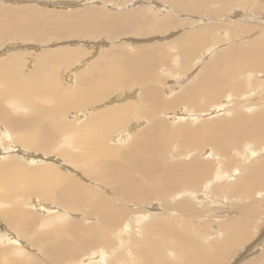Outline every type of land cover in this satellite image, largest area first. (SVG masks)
<instances>
[{"label":"bare ground","instance_id":"obj_1","mask_svg":"<svg viewBox=\"0 0 264 264\" xmlns=\"http://www.w3.org/2000/svg\"><path fill=\"white\" fill-rule=\"evenodd\" d=\"M4 1L10 5L0 4V41H10L0 46V154L4 156L0 161V225L8 237L0 239V264H77L76 259L83 258L89 248L93 250L90 255L95 256L91 258L99 264H131L129 260L133 264H225L227 260L256 264L264 258V250L245 261L232 254L252 239L255 245L263 239L264 229L258 226L264 223V216L259 215L264 214L259 211L261 206L264 209V160H250L262 158L264 149L253 148L248 140L264 138V105H239L230 112L231 118L208 121L202 117L200 122H192L193 126L184 123V113H175L172 124L166 118H155L183 103L190 106L187 111L197 120L196 114L207 113L201 99L214 106L225 92L239 95L259 84L257 80L264 84V34H259L264 28L258 30L246 21L264 20V0H0ZM156 5L159 10L164 8L163 12ZM234 6L246 10L240 13L243 20L226 29L222 41L229 40L230 47L214 57L199 52L211 42H220L214 35L217 28L199 24V29L184 33L182 26L190 22L172 14L216 17ZM201 19L208 23L207 17ZM162 33L170 38L178 36L170 48L178 53L173 67L181 78L169 99L163 97L160 87V77L167 72L157 69L170 65L165 57L166 44L145 39L151 35V39L158 38ZM76 36L80 38H71ZM126 36L138 38L132 37V46L122 45ZM15 37L28 43L18 44L23 50L11 42ZM69 40L74 45L93 44L94 54L79 46L44 53L29 51L49 48L47 44L52 41ZM88 54L94 58L91 66L84 68L90 60ZM84 57L87 59L81 61ZM190 63L194 71L184 79ZM65 70L72 87L60 84ZM111 89L125 94L99 110L82 111L101 101ZM258 107L262 108L253 115L242 113ZM72 108L78 112L65 115ZM130 112L139 113L138 120L147 117L146 130L141 123V128L129 126L126 132L134 131L135 135L124 146H112V134L121 130L118 125L124 121L126 125ZM234 134L237 139H231ZM129 135L122 137L125 140ZM244 140L247 143L243 147ZM7 141L10 153L2 151ZM171 142L183 144L174 154L188 161L163 162ZM18 145L42 155L18 159L16 156L22 154ZM204 145H208L206 149L211 146L215 154L205 157V162H198V154L180 153L183 148L201 151ZM228 148L235 155L225 160L231 166L225 170L221 167L222 149L226 154ZM61 166L100 182L92 186L91 180L80 181L74 173L64 174ZM33 192L38 197L31 199L34 203L28 209L31 195L25 196ZM41 196L54 198L53 204L43 203ZM208 198L215 206L224 204L223 218L217 222L212 218L218 214L207 216L214 213L209 212L211 208L207 214L198 210L199 204L207 205ZM227 208L233 214L226 213ZM79 211L83 217L78 221ZM84 218L89 219L87 225L82 224ZM139 228L141 231L134 234ZM110 230L115 235L109 236ZM25 243L36 251L41 249L37 255L42 259L28 253ZM97 245L107 249L94 251ZM108 249L116 250L117 256L110 258Z\"/></svg>","mask_w":264,"mask_h":264},{"label":"rangeland","instance_id":"obj_2","mask_svg":"<svg viewBox=\"0 0 264 264\" xmlns=\"http://www.w3.org/2000/svg\"><path fill=\"white\" fill-rule=\"evenodd\" d=\"M73 1H75V0H73ZM142 2H144L145 0H141ZM158 2H160V4L162 3V4H165V2H161V1H158ZM145 3V2H144ZM143 3V4H144ZM0 4H2V5H10L9 4V2H6V1H4V2H0ZM208 6H210L211 4L210 3H208L207 4ZM207 5H205V8L207 7ZM36 6H38V5H36ZM158 5H156V8L158 9V7H157ZM39 7V6H38ZM47 7V6H46ZM47 8H49V9H55V8H57V7H55V8H53L52 6H49V7H47ZM60 8V7H59ZM106 8H111V7H106ZM58 9V8H57ZM56 9V10H57ZM108 9V10H109ZM111 9H113L114 11H116L117 10V8H114V7H112ZM132 9V8H131ZM161 9L163 10L164 8H162L161 7ZM234 9V10H233ZM58 10H60V9H58ZM112 10V11H113ZM129 10V9H128ZM162 10H159L158 9V11L159 12H161ZM63 11H66V10H63ZM212 11H216V10H212ZM211 11V12H212ZM235 13H234V12ZM246 10L245 9H239L237 6L235 7H232V11L231 10H225L224 12H223V10H222V12H221V14L220 15H215L216 17H211V16H214V15H207V14H205V13H203L204 15H202V14H200V15H196V14H185V15H183V14H179V13H175V12H172V14H174V15H176L177 16V18L179 19V20H185V21H188V22H190V23H188L187 25H185V27L184 26H182L183 27V29H186L185 31H184V33H187V32H194L195 30H197V29H199V28H197V25L199 26V24L200 25H202V24H209V25H213V26H215L217 29L214 31L215 33H214V35H216L217 37H218V39H220V42L218 43V42H216L215 41V43H213V42H211L210 44H208L206 47H205V49L202 51V52H199V53H201V54H204L203 56H212V57H214V55H217L218 53H220L221 51H224V50H226V48L227 47H230V41L229 40H224V41H222V39H224L225 37H226V34H225V31H226V29H228L230 26H234V23H237L238 21H241V20H243V18H242V16H241V14L240 13H244ZM163 12V11H162ZM216 12H218V11H216ZM164 13H167V10L166 11H164ZM220 13V12H219ZM207 15V16H206ZM257 15L258 16H260L261 15V13L260 12H258L257 13ZM207 17V19H208V23H204V21L201 19L202 17ZM188 19H187V18ZM197 17V18H196ZM198 18H200V19H198ZM192 19V20H191ZM204 19V18H203ZM206 19V20H207ZM259 19V18H258ZM201 20H202V23H201ZM245 20V19H244ZM246 21H248V23L246 22ZM246 21H243V22H246L247 24H249V25H252L253 26V28L254 27H257V29L258 30H260L261 28H264V20L261 18V20L259 19V20H251V21H249V20H246ZM210 22V23H209ZM253 22V23H252ZM193 23V24H192ZM197 23V24H196ZM192 24V25H191ZM218 26V27H217ZM179 30H182V28H179ZM175 31H178V29H175ZM255 33H257V32H255ZM261 33H263L264 34V32H260L259 34H261ZM213 33H211V35H212ZM252 34H254V33H252ZM251 34V35H252ZM150 35V34H149ZM128 36V35H127ZM124 37V43L122 44V45H124V44H126L127 43V45H129L130 43H131V45L130 46H132L133 44H132V37L133 38H138V37H136V36H129V37ZM157 36H158V38H155V39H151L150 37H152V35L150 36V37H146L145 39H148L149 38V41L151 42H153L152 44H156V45H160V44H162L163 46L166 44V46H168V48H166V46H164L165 47V52H167V54H165V57H167L168 58V60H169V63H170V65L168 66V65H165V66H160L159 68H157V69H159L160 71H162L163 69V72H164V74H166V72H167V76L165 75V77H160V87H161V89H162V95H163V97L164 98H167V99H169V98H173V96L175 95V93H176V91H177V89H176V87L177 88H179V85H178V81L180 80V78L181 77H178L177 76V74H176V70H175V67H173L174 66V58H175V56H176V54H178L177 53V51L175 50V49H172V48H170L171 47V44H172V42H173V40L175 39V40H177V38H178V36L176 37V38H170L171 36H167V35H164L163 33L162 34H157ZM248 36H250V35H245L244 37L246 38V37H248ZM131 37V38H130ZM73 40H78L80 37L79 36H76V37H71ZM82 39V38H81ZM73 40H72V43H76V42H73ZM158 40V41H157ZM9 41L10 40H6V42H1L0 41V46H1V48H3V46L5 45V44H9ZM148 41V40H147ZM156 43H155V42ZM161 41V42H160ZM238 41H243V40H238ZM11 42H14L13 44H15V46H18V49L17 50H20V49H22L23 50V48H19V47H21L20 45H23V46H26L28 43L27 42H22L20 39L18 40V38L17 37H15L14 38V40L13 39H11ZM16 42V43H15ZM58 43H54L53 41L52 42H50L49 44H47L48 46H50L49 48L48 47H45V46H42V48H41V50H39V51H34V50H32V49H29V51H30V53L31 54H34L35 52H40V53H44V52H47L48 50H50V49H55V48H67V49H72V48H75V47H81V48H85V49H90L89 50V53H92V54H94V49L95 48H93L94 46H92L93 44H90L89 46L87 45V44H82V43H79V44H71V41L69 40V41H57ZM66 42V43H65ZM149 42V43H150ZM163 42V43H162ZM169 42V43H168ZM60 43V44H59ZM62 43H64V44H62ZM70 43V44H69ZM122 43V42H121ZM18 44H20V45H18ZM26 44V45H25ZM51 44H53V45H51ZM56 44V45H55ZM66 44H68V46L66 45ZM118 44H120V43H118ZM212 44V45H211ZM227 44V45H226ZM112 45H116V44H112ZM151 45V44H150ZM91 47H92V49H91ZM209 47V48H208ZM170 48V49H169ZM1 50V49H0ZM124 50H127V48H124ZM209 51V52H208ZM217 51V52H216ZM1 53H4V52H1ZM170 55H169V54ZM174 53V54H173ZM210 54V55H209ZM86 56H90L89 54L88 55H86ZM93 58H94V55H92V56H90V60H86L87 58H83L81 61H83V60H86V62H85V65H84V68H89L90 66H91V64H92V60H93ZM29 61V60H28ZM171 61V62H170ZM173 62V63H172ZM29 63H31L30 61H29ZM34 63V62H33ZM36 63V62H35ZM33 65V64H32ZM32 65L30 64V67H32ZM190 65H191V63H190ZM173 68H172V67ZM192 67H191V69H190V71L187 73V74H185L182 78H184V79H186V77H188V76H190L191 75V73L194 71V68H193V66L194 65H191ZM199 67V66H198ZM171 68V69H170ZM63 71V70H62ZM67 71L68 70H65L64 72H63V75H62V73H58V74H60V75H62L61 77H62V79H61V77H59L60 78V84L62 83V87H67L68 86V84H69V86H73L74 84L73 83H70V82H72L71 80H70V78H68V77H66L65 76V73H67ZM172 71V72H171ZM169 74H171V75H169ZM175 74V75H174ZM164 78V79H163ZM66 79H68V80H66ZM63 80V81H62ZM172 81V82H171ZM177 82V83H176ZM257 82L261 85H259V84H256V85H254V86H252V87H250V88H247L242 94H237V95H231V93L232 92H228V95L226 94V92L224 93V95L223 96H221V98L219 99V100H221V101H216V103H215V105L214 106H212V102H209V101H206V100H204V99H201V102L202 103H204V106H205V109H207V113H209L210 112V114H207V113H198V114H196V116H199L198 117V119L196 120L195 119V116H194V114H192V113H188V111H187V109H189L190 108V106H187L186 104H183V103H180L181 105H179L178 107L176 106V107H173L172 109H174V111L171 109L170 111L169 110H167V111H163L162 113H160L159 115H157V116H155V118L156 119H168V121H169V123L170 124H172L173 122H171V121H173V118L175 117V113H180V115H182L183 116V113L185 114V116H183V121H184V123H187V124H189V125H194V124H196V121L198 122H200L201 120L199 119V118H201V119H210V120H208V121H211V120H214V119H217V118H221V117H224V118H231L232 117V114L230 113L232 110H236V109H238V108H235V107H237V106H239V105H241V107H246V108H252V104L254 103V102H256V103H262L263 105H264V94H262L263 93V91H264V84H263V82L262 81H260V80H257ZM72 84V85H71ZM64 85V86H63ZM170 86V87H169ZM174 87V88H173ZM127 88V87H126ZM173 91H172V90ZM129 90H132V88L131 89H129ZM170 90V91H169ZM172 92V93H171ZM119 94V95H118ZM121 94H123V95H121ZM124 94L125 93H123L121 90H115V91H112V89H111V91H109V93H108V95L107 96H104L103 97V99L101 100V101H94L95 102V104H93L94 102H92L91 104H89V107H88V105L86 106V107H84L85 109L84 110H82V111H95V110H99L102 106H105L106 105V103L107 102H111V103H113V99H115V98H119L120 96H124ZM172 94V95H171ZM227 95V96H226ZM171 96V97H170ZM247 98V100H245V99H243V98ZM136 98V97H135ZM233 98V99H232ZM134 99V97L131 99V100H133ZM256 100V101H255ZM243 101V102H242ZM235 102V103H234ZM252 102V103H251ZM234 103V104H233ZM222 104L225 106L224 108L226 109V110H228V111H225V109H221V110H218L217 108H215V107H217V106H221L222 107ZM232 104V105H231ZM243 104V105H242ZM250 106V107H249ZM93 109H92V108ZM95 107V108H94ZM227 107V108H226ZM228 108H230V109H228ZM262 107H258V108H255V109H253L251 112H249V113H245V112H242V110H241V112L242 113H244L245 115H253L255 112H256V110H259V109H261ZM213 111V112H212ZM70 112V113H69ZM74 112H78V109H75V108H72V109H70V110H68L67 112H66V114L65 115H71V114H73ZM221 112L223 113L222 115H221ZM166 113H170V114H168V115H166ZM219 113V114H218ZM166 115V117H164L165 115ZM203 114H204V116H203ZM214 114V115H213ZM219 116H218V115ZM139 116L140 114L139 113H129L128 115H126L127 116V120H128V122L126 123V125H125V122L126 121H124L123 123H121L120 125H118L119 127H121L122 126V128H121V130L119 129L118 131H115L116 132V134H115V132L112 134V137L111 138H114L115 137V140H113L114 142H112V146H124V145H126L127 143H128V140H129V137H133L135 134H133L134 133V131H132V132H126V130L129 128V126H133V125H138V127L140 126L139 125V123H141L142 125L144 124L145 125V130H146V128H147V126H148V122L149 121H147V117H145V118H142L141 117V119L140 120H138L137 119V117L136 116ZM201 115V116H200ZM211 115H213L212 116V118H210V116ZM215 115H217L216 116V118H215ZM171 116V117H170ZM191 116H192V118H194L195 120L194 121H192V118H191ZM205 116H208V117H206L205 118ZM169 117V118H168ZM187 117V118H186ZM203 117V118H202ZM67 119H69L68 117H66ZM149 118V117H148ZM186 118V119H185ZM76 120H78V118H75ZM75 119H69V120H71V121H76ZM83 119V118H82ZM82 119H80V120H82ZM194 124H193V123ZM74 124H76V123H74ZM125 125V126H124ZM124 126V127H123ZM142 126H140V128H141ZM125 128V129H124ZM139 128V129H140ZM124 129V130H123ZM130 129V128H129ZM120 131V132H119ZM137 131V130H136ZM119 132V133H118ZM121 133V134H120ZM124 133H130V135L128 136V138H126L125 140H124V137H122V135L124 134ZM117 134H118V136H117ZM120 134V135H119ZM133 134V135H132ZM121 136V137H120ZM237 137H238V135L237 134H234V135H232V137H231V139H237ZM258 137H260V136H258ZM121 138V139H120ZM116 140H118V141H116ZM8 141H9V138H8ZM8 141H7V144H6V146H7V148H6V146H4L3 148H5L4 150L2 149V151L4 152V153H10V151L12 150L11 149V147H9L10 145H9V143H8ZM109 141H110V138H109ZM108 141V142H109ZM251 144H253L252 145V147L254 148L255 147V149H257V150H263L264 149V138H258V139H256V140H254V142L253 141H251V140H248ZM1 142H2V140L0 141V146H1ZM115 143H118V144H115ZM246 143H247V141L246 140H244V142H243V147L246 145ZM107 145V144H106ZM183 144L182 143H180V142H171V143H169L168 144V146H167V149H165V154H164V157H163V162L166 164V163H170V162H174V161H181L180 159H182V160H186V161H188L187 160V158L186 157H176L175 156V154L174 153H176L177 152V150H179V148H180V146H182ZM20 146V147H19ZM22 145H18V147L17 148H19V150L21 151V153L22 154H18L16 157L18 158L19 156L20 157H22L23 159H25V158H27L26 156H30L31 158H34V156H33V154H41V152H37V151H35L34 149V151L32 150V149H29V151H26V150H24L25 149V147H21ZM108 146V145H107ZM211 146H209V149H206V148H208V145H204L203 146V148H201V151H200V149H195V150H190V149H188V148H183V149H181V151H180V153H185V154H198V159L200 160V161H198V162H205L206 160V158L205 157H208V156H214L215 154L214 153H212V148H210ZM242 147V146H241ZM23 151V152H22ZM200 151V152H199ZM210 151V152H209ZM226 150H223L222 149V156H223V158H222V163H221V167L223 168V169H225V170H227V169H229V168H231V166H228V163L229 162H226L225 160H229V157L230 156H234L235 155V151L234 150H230L229 148L227 149V153L226 154H224L223 152H225ZM27 152V153H26ZM34 152V153H33ZM11 154H12V152H11ZM23 154L25 155V156H23ZM28 154V155H27ZM30 154V155H29ZM212 154V155H211ZM2 154H0V161H3L4 159H3V157L4 156H1ZM4 155V154H3ZM42 155V154H41ZM156 155V154H155ZM25 157V158H24ZM46 157V156H45ZM195 158H197L196 156H194ZM262 158H259V159H255V157L254 158H252L250 161H252V162H254V161H259V160H261V161H263L264 160V155H262L261 156ZM22 158H18V159H22ZM191 159L193 158V157H190ZM232 158V157H231ZM60 161H62L63 159H59ZM24 162H26V161H24ZM63 163H64V160L62 161ZM62 162H61V164H62ZM249 163L250 162H248L247 163V165H249ZM59 165V164H58ZM215 165H217V161H215ZM235 166V165H234ZM60 168H62L63 170H62V172H65L64 174H69V173H74V172H71L70 170L71 169H69V167H63V166H61ZM74 175H76V177L81 181V179L82 180H84V181H88V180H91V181H88V182H90L89 184L90 185H92V186H95V187H97L96 186V184L95 183H99L100 182V180H98V179H96V178H92V179H89V178H87V176L86 175H83V176H81V175H77L76 173H74ZM94 182V183H93ZM98 187H99V185H98ZM107 192H108V197L109 196H111V194L109 193V191L107 190ZM33 193H35V192H33ZM33 193H28V197H26L25 196V198L27 199V198H29V195H31V197H30V199H28L30 202H28L26 205H27V207H28V209H31L29 206H30V204H33L34 202L33 201H31V199H34V200H36V198L38 197V195H36V193L33 195ZM206 194H208V193H206ZM208 195H210L211 197H212V195L209 193ZM42 197V196H41ZM43 198V197H42ZM53 199L54 198H52L51 197V199L50 198H43V199H41L42 201H43V203H46V204H53ZM207 200V199H206ZM206 200H202V201H206ZM208 200H210V201H208ZM208 200H207V205L209 204V206H207V205H204V204H206V203H202L203 204V206H199L198 205V210L199 211H201L202 213H206L207 214V212H208V210L211 208V210L209 211V212H212V211H214V213L212 212L211 214L209 213V214H207V216L208 215H217L216 217H213L212 219L215 221V222H217V221H219V220H221L222 218H223V216H222V211H223V209H222V207L221 206H223L224 204H222V203H220L219 205H216L215 206V204H212V200H211V198H208ZM123 202H125V201H123ZM210 202V203H209ZM228 201H226L225 203H227ZM117 203V202H116ZM117 204H119V203H117ZM125 204V203H124ZM211 204H212V207H211ZM29 205V206H28ZM126 206H127V204H126ZM203 207V208H202ZM219 208H221V210H219ZM148 209H150V207L148 208ZM55 210H58V208H56ZM264 211V209H263V207L261 206V207H259V211ZM146 211V210H145ZM224 211L226 212V213H229L230 211H232V209H224ZM229 211V212H228ZM46 213H49V212H47L46 211ZM83 212H81V211H79V212H76V214H78V218H76V220H80L79 219V217L81 218V214H82ZM231 214H233V212H230ZM35 215L36 216H38V213H35ZM228 215V214H227ZM226 215V216H227ZM259 215H263L264 216V214H262V213H260ZM73 217V216H72ZM83 217V216H82ZM219 217H221V219L219 218ZM71 219H74V218H71ZM85 220H83V223L82 224H84V225H87L88 224V218H84ZM128 221V220H127ZM190 221H194V220H190ZM201 221V220H200ZM5 225H7V226H10L7 222L5 223ZM6 226V227H7ZM136 226V224H134V226L132 227V229L134 228ZM143 226H144V229H145V226H146V220H145V222L142 224V228H143ZM259 228H262V229H264V223H260V225L258 226ZM131 229V230H132ZM261 229V230H262ZM134 230H136V231H134V234H138L139 233V231H141V229L139 228V229H134ZM0 232H1V234H0V239H5L6 237H8V236H6V235H3V232H2V227H1V225H0ZM110 235L109 236H112L114 233L110 230ZM115 235V234H114ZM135 237H137L136 235H134ZM262 236H263V239H262V241H261V243H259V244H257V245H255L254 243H253V240L254 239H252V240H250V242H248L247 244H243V245H241L240 247H238L237 248V254H236V251H234V253H232L233 254V256H241L242 257V260H247L248 258H251V257H254L255 255H257V254H260L261 253V251L262 250H264V234H262ZM138 238V237H137ZM209 238V237H208ZM109 240H112L111 238H109ZM1 241L2 240H0V243H1ZM205 243V242H204ZM251 243V244H250ZM261 244V245H260ZM25 248H26V250H27V252L28 253H33L34 255H35V257L37 256V258L39 257V258H41L42 259V256H39V255H37L38 254V252L40 253H42V251H40L41 249H39L38 251H36V249L34 250L32 247H30L29 246V244L28 243H25ZM29 246V247H28ZM102 247H104V248H102ZM255 247V248H254ZM248 248V249H247ZM107 248H106V245H97V248H95V250L94 251H101V250H103V251H105ZM238 249H239V251H238ZM244 249V250H243ZM247 250V251H246ZM93 250L92 249H88L87 251H85V252H83V254L81 255V256H83V258H79V260H77L76 259V261H78L77 262V264L79 263V264H82V262H84L85 264H92V262H94L93 264H99V262L100 261H98V262H96L95 261V258H91V257H95V256H91L90 255V253L92 252ZM108 253H110L109 255H110V258H112L113 256L114 257H116L117 256V251L116 250H114V249H108V251H107ZM112 252V253H111ZM244 252H246V253H244ZM30 253V254H31ZM36 253V254H35ZM239 253V254H238ZM244 253V254H243ZM86 254V255H85ZM92 254H94V253H92ZM113 254V255H112ZM95 255V254H94ZM112 255V256H111ZM113 257V258H114ZM70 260V259H69ZM68 260V261H69ZM91 260V261H90ZM93 260V261H92ZM76 261H74V262H76ZM116 261V260H115ZM96 262V263H95ZM113 261H111L109 264H111ZM227 262L228 263H225V264H229V262H230V264H236V263H234L233 261H231V260H227ZM113 263H115V262H113ZM112 263V264H113ZM129 263H131V264H133V262L132 261H130L129 260ZM256 264H264V258H261L260 260H258L257 262H256Z\"/></svg>","mask_w":264,"mask_h":264}]
</instances>
